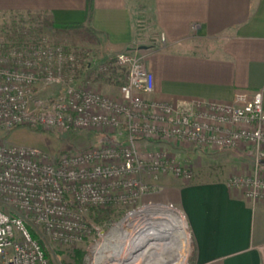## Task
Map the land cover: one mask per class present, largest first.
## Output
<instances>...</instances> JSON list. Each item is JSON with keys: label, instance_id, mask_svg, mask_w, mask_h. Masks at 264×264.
Here are the masks:
<instances>
[{"label": "built area", "instance_id": "2783aa9c", "mask_svg": "<svg viewBox=\"0 0 264 264\" xmlns=\"http://www.w3.org/2000/svg\"><path fill=\"white\" fill-rule=\"evenodd\" d=\"M112 66L125 75L118 97L90 90L89 81L78 78L84 68L96 77ZM153 90L145 57L136 51L81 67L69 48L41 33L0 40V129L98 132L117 141L53 157L0 138V204L10 210H0V264H49L30 229L53 243L76 244L95 233L87 225L89 209L119 204L132 208L128 228L116 224L97 232L100 241L88 264H133L147 239L124 251L117 250V237L131 232L130 225L144 215L134 210L148 192L143 178H193L189 163L173 150L218 152L244 145L255 154V165L227 186L247 200L264 201V173L257 163L264 152L262 91L248 100L169 103L146 98Z\"/></svg>", "mask_w": 264, "mask_h": 264}, {"label": "crops", "instance_id": "0c3cea01", "mask_svg": "<svg viewBox=\"0 0 264 264\" xmlns=\"http://www.w3.org/2000/svg\"><path fill=\"white\" fill-rule=\"evenodd\" d=\"M88 1L0 0V20L83 23ZM90 1L89 27L101 56L145 57L154 82L146 98L230 102L262 91L264 108V0ZM258 164L264 171V152ZM173 183L165 197L185 219L190 264H264V201L246 200L225 180Z\"/></svg>", "mask_w": 264, "mask_h": 264}, {"label": "rangeland", "instance_id": "374dc122", "mask_svg": "<svg viewBox=\"0 0 264 264\" xmlns=\"http://www.w3.org/2000/svg\"><path fill=\"white\" fill-rule=\"evenodd\" d=\"M24 26L27 28L25 33L23 30L25 29ZM39 33L43 34L51 42L63 44L69 48L76 55L77 63L81 67H85L87 63H91L93 65L105 62L110 63L112 58H114L117 54L116 53L115 55L104 59L101 56L100 48L93 37L84 36L80 31H55L47 25L45 20L38 19L37 17L8 15L5 19L0 20V40H18L21 35H26L27 39H31ZM112 69L114 70L108 74H101V79L98 80L96 77L94 80L95 74L92 76L93 73H89L90 70L86 71L84 68L78 72V78L79 80L83 79L89 81V86H87V88L90 90L107 95L111 98L118 97V92L125 86L124 70L113 66ZM108 135L109 134L98 132L63 133L49 130L41 131L26 126L13 128L11 130L0 129V138L5 139L8 143L17 146L32 147L53 157H57L63 153L79 151L102 143H117L115 140L116 137H110ZM171 152L177 157V159H185L191 166L193 178L191 181H185L187 183L225 180V183L227 184L231 178L249 174L255 165L256 158L255 154L244 145L235 149L221 150L218 152H206L190 149L185 152L177 150H173ZM260 155L261 153L257 156V163H259ZM246 168H250L249 171H246ZM261 171L264 172L262 169ZM168 176L170 178L167 176H148L149 178H143V182L149 187L148 192L137 200L138 202H136L134 210L143 215L145 214V210L166 207L173 210L176 215H180L185 223L184 230L188 237L187 249L180 252L185 254V261L183 264H190V238L185 219L181 212L166 199L167 196L165 197L167 194V187L173 186V182L180 181V179L178 180V178L171 175ZM228 188L233 189L231 186ZM239 191L241 192V190ZM260 201L262 200H255L253 202ZM131 209L132 208L122 204L89 209L86 221L87 225L95 233L89 238L76 244L62 245L53 243L46 236H44L39 229L35 228L31 229V231H33L42 243L49 264H88V258L91 257L93 248L97 242L100 241L97 236V232H105L110 227L115 226L116 224L118 225L119 223L128 228L126 224L130 218L126 219V216H128L127 213ZM0 210L10 211L1 204ZM148 215L149 213L146 214L143 219H146L144 222L146 224H144V226L150 229V223L148 221L151 216ZM152 218L157 220L159 216L155 215ZM124 219L126 220L124 221ZM137 226L138 224H135L133 227V231L135 233L138 230L136 229L138 228ZM166 242H168V238H165L164 240H157L149 237V239L145 241V245L147 246V243H156V245L160 244L159 247H162ZM148 251L150 253L152 249L149 248ZM172 251L159 254V250H154L153 254L151 253V257L154 255L153 258H151V263H154V261L156 262L154 264L177 263L178 256L175 254L176 250L174 251L173 249ZM262 254L264 261V246L262 248ZM139 260H134L133 264H143L144 260L142 259V263H140Z\"/></svg>", "mask_w": 264, "mask_h": 264}, {"label": "bare ground", "instance_id": "6f19581e", "mask_svg": "<svg viewBox=\"0 0 264 264\" xmlns=\"http://www.w3.org/2000/svg\"><path fill=\"white\" fill-rule=\"evenodd\" d=\"M148 213V216H151L149 217L150 220L148 219V222L150 223V229L144 226V224H146L144 223L146 219H143V217ZM155 215L159 216L157 220L152 218ZM137 221L138 222L132 223L130 225L132 228V233L127 232L126 234H122V236L117 237V250L123 247V250L125 251L126 247L128 246V251L130 248H132V245L138 247L141 244H144L143 242L145 239H149V237L157 240H164L165 238H168V242H166L162 247H159L160 244L156 245V243H150V245L147 243V246L142 250V252H140L138 255H135V258L131 262L134 260L138 261L140 259L139 261L142 263L143 259V264H154L156 263L155 261L154 263H151V258L154 256L152 255L151 257V253L153 254L154 250H159V254H163L174 249V251L176 250L175 254L178 256V260L177 263L174 262L173 264H183L185 261V254H182L180 251H185L187 249L188 237L184 230L185 223L180 215H176L175 212L169 208L158 207L157 209L155 208L151 210H145V214L137 219ZM135 224H138V228H136L138 230L136 233L133 231ZM119 226L121 227V223H119L117 227ZM149 248L152 249L150 253L148 251ZM124 264L132 263L125 262Z\"/></svg>", "mask_w": 264, "mask_h": 264}, {"label": "trees", "instance_id": "16d2710c", "mask_svg": "<svg viewBox=\"0 0 264 264\" xmlns=\"http://www.w3.org/2000/svg\"><path fill=\"white\" fill-rule=\"evenodd\" d=\"M85 11H86L85 12V19H84L83 23L60 25V24L47 22V25L50 26L51 28H53L55 31H80V32H82V35H84V36L93 37V34H92L93 32L89 27L90 16H91V11H92V4H91L90 0L86 4V10ZM91 40H93V39H91ZM30 233H31L33 238H35L39 241V243L43 249L44 255L47 258L44 247H43L42 243L40 242V240L33 233V231H31V229H30Z\"/></svg>", "mask_w": 264, "mask_h": 264}, {"label": "water", "instance_id": "95a60500", "mask_svg": "<svg viewBox=\"0 0 264 264\" xmlns=\"http://www.w3.org/2000/svg\"><path fill=\"white\" fill-rule=\"evenodd\" d=\"M144 49H146L144 46L138 48V50H144Z\"/></svg>", "mask_w": 264, "mask_h": 264}]
</instances>
